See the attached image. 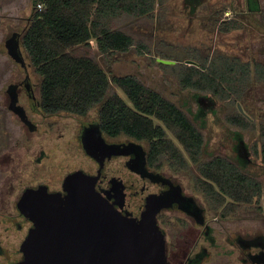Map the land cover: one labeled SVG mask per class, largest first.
Masks as SVG:
<instances>
[{"label": "flooded vegetation", "instance_id": "1", "mask_svg": "<svg viewBox=\"0 0 264 264\" xmlns=\"http://www.w3.org/2000/svg\"><path fill=\"white\" fill-rule=\"evenodd\" d=\"M12 2L0 0V22L4 19L5 26L9 25L5 34L0 29V264H18L24 257L21 246L35 225L21 205L25 192L46 187L50 192L65 194L64 180L77 170L96 176L97 190L128 218H141L150 197L161 201L166 198L168 204L159 209L157 223L164 234L169 264H264V225H259L257 219L264 193L260 207L245 204L238 211L229 212L230 205L214 207L195 185L190 172L176 171L170 165L165 169L161 159L152 163L148 141L106 134L98 117L99 106L86 115L44 108L43 78L35 71L23 46V36L32 23L35 8L33 4L27 5L30 15L19 16L12 12ZM184 5L189 26L202 25L206 29L205 44L200 50L192 46L201 51L199 56L211 61L221 55L232 64L246 66L250 68L247 81L264 85V0H184ZM228 25L233 28L227 30ZM218 36L221 41L216 43ZM232 36L236 41H230ZM226 47L240 50L241 55L228 52ZM188 61L187 65H200L196 56ZM112 84L130 104L126 93ZM249 87L244 96L249 94ZM262 88L256 87L255 96L262 94L264 98ZM199 93L192 94L195 97L192 107L187 100L182 104L197 127V122L207 126L210 116L216 121L221 109L227 112L226 116L232 110L226 105L229 99L224 103L215 93ZM237 107L258 123L253 112L243 108L240 101ZM226 122L235 129L234 143L227 149L231 154L222 156L243 171L255 163L251 154L264 164L263 153L257 154L255 144L250 151L245 150L242 129L227 119ZM98 125L101 141L114 146L117 153L109 155L100 140L97 156L87 153L83 142L91 137L99 143ZM55 131L58 135L53 137ZM209 144L205 140L203 157L207 160L217 156L207 157ZM228 145L223 138L218 142V146L228 148ZM178 173L185 174L190 186L175 178ZM249 174L256 178L261 175Z\"/></svg>", "mask_w": 264, "mask_h": 264}, {"label": "trees", "instance_id": "2", "mask_svg": "<svg viewBox=\"0 0 264 264\" xmlns=\"http://www.w3.org/2000/svg\"><path fill=\"white\" fill-rule=\"evenodd\" d=\"M34 1L35 12L23 36V46L43 78L41 95L47 111L86 115L99 106L104 132L148 141L152 163L161 159L174 170L186 172H191L194 165L198 171L192 175L195 185L214 207L230 205L227 212L238 211L245 204L260 207L262 181L222 155L204 159L205 137L183 109L134 75L109 77L98 61L92 39L104 56L127 51L135 44L132 35L114 27L116 17L128 14L154 18L156 5L163 12L165 0ZM38 3L43 4L42 9L37 8ZM230 28L233 25L226 29ZM196 58L199 66L185 65L183 86L229 99L234 109L227 114V121L244 131L259 128L261 141L255 143V149L264 156V122L257 126L237 107L250 86V68L232 64L221 55L211 61ZM112 82L126 93L130 104Z\"/></svg>", "mask_w": 264, "mask_h": 264}, {"label": "water", "instance_id": "3", "mask_svg": "<svg viewBox=\"0 0 264 264\" xmlns=\"http://www.w3.org/2000/svg\"><path fill=\"white\" fill-rule=\"evenodd\" d=\"M101 139L98 125V142ZM83 145L92 156L101 146L91 137ZM104 148L109 155L117 153L112 145ZM96 179L77 170L65 178V194L46 187L25 192L21 205L35 225L21 246L24 257L18 264H169L157 223L159 209L168 204L166 198L150 197L141 218H128L97 190Z\"/></svg>", "mask_w": 264, "mask_h": 264}, {"label": "rangeland", "instance_id": "4", "mask_svg": "<svg viewBox=\"0 0 264 264\" xmlns=\"http://www.w3.org/2000/svg\"><path fill=\"white\" fill-rule=\"evenodd\" d=\"M31 4L35 7L34 0H13L12 12L15 11V13L19 16H29V6L28 8L25 7ZM159 10L160 6L156 5L154 11L156 15L154 18H150L148 16L139 17L122 14L114 19V27L129 33L135 39L134 46L129 50L123 52H113L104 56L99 54L95 39L91 40V45L97 54L99 63L105 69L109 77H113V75H134L149 88L161 92L163 96L173 101L177 106H179V108L187 109L186 106L182 105L183 101L187 100L191 103L190 105L192 107V102L195 101V97H192V94L195 92L198 93L199 91L193 88V90H190L191 88L184 87L181 79L186 68L185 65L188 64V60H194L196 55L199 56L201 54L199 48L205 44L206 29L202 25L194 27L189 26L186 16L188 10L184 5V0H165L163 12H159ZM5 24L6 20L3 19L0 22L2 34H5V31H8L9 25L5 26ZM2 34H0V37ZM229 38L232 42L236 41V39L233 40V36ZM220 41L221 38L218 36L216 43H219ZM192 46L193 48L199 50L195 51ZM225 50H228V52H231L232 54L240 53V50L230 49L229 47H226ZM162 55L168 57L165 59H171L177 63L165 64L158 61L156 58H164ZM27 57L29 58L28 54ZM259 86L263 87L262 90L264 91L263 84H254L253 82L250 83L248 90L249 94L244 96L240 101L243 108L248 110L249 113H251L250 111L253 112L251 114L257 118L258 123L264 120L263 95L260 94L258 97L257 95L255 96L256 87ZM226 100L224 99L222 102L226 103ZM226 105L229 106L230 109H234V105L232 103H226ZM193 110L197 111V108L194 106ZM219 112L220 115L217 116L216 121L212 120V116L208 118L207 126H200L199 122L196 123L199 130L202 131L205 137L206 144L207 142H210V144L206 147L209 153L207 155L208 158L218 154H224L226 156L228 153L231 154L230 150L227 149H230L232 147L231 145L234 143L233 137L235 129L228 126L226 122L227 112L222 109L219 110ZM258 123L257 126H259ZM242 131L244 130L240 131L242 140L247 146L245 150L247 149L250 151L256 142L261 141V130L258 128L253 131H244V133H242ZM57 135L58 131H55L53 133V137H56ZM67 135L68 133L66 132V136ZM170 136L175 140L172 134ZM222 138L229 144L228 148L218 146V142H220ZM59 142L63 141L59 140ZM175 142H177V140H175ZM35 146H37V144ZM251 156L253 160H255V163H253V166L248 165L247 167L249 168L246 167L244 171L248 174L249 172L261 174L258 176V179L264 184V164H261L254 154H251ZM164 162L166 164L165 169L169 168L167 167L169 164H167L166 161ZM189 171H191L190 173L192 175L197 174V170L194 165ZM184 175L185 174L183 173H178L175 175V178L182 182L186 187L190 186L187 177H184ZM257 219L259 220V225L263 226L264 197L262 199V209L258 211Z\"/></svg>", "mask_w": 264, "mask_h": 264}, {"label": "built area", "instance_id": "5", "mask_svg": "<svg viewBox=\"0 0 264 264\" xmlns=\"http://www.w3.org/2000/svg\"><path fill=\"white\" fill-rule=\"evenodd\" d=\"M42 7H43V4L42 3H38V9H42Z\"/></svg>", "mask_w": 264, "mask_h": 264}]
</instances>
